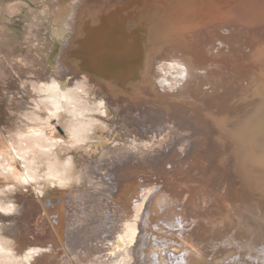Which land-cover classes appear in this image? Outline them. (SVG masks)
Instances as JSON below:
<instances>
[{"label": "bare ground", "instance_id": "6f19581e", "mask_svg": "<svg viewBox=\"0 0 264 264\" xmlns=\"http://www.w3.org/2000/svg\"><path fill=\"white\" fill-rule=\"evenodd\" d=\"M132 1L121 0V4H130L135 9L134 12H138L139 30L137 34H133L137 41L135 47L138 46L139 51L132 63L119 68V73L107 75L106 71L99 69L87 57L91 56L94 45L91 43L93 36L88 34L86 27L91 26L90 29H93L96 36L98 29L92 22L100 18V12L91 7L85 11L86 3L80 5L82 7L77 15V26L73 25V21L70 23L76 29L75 35L70 40L71 43L66 42L61 47V53L59 45H52L46 50L45 43L51 44L53 40L44 35L48 32L45 29L32 37L28 45L31 49L26 56L19 54L20 61H17L16 68L21 69V73H25L32 84L27 90L30 106L26 123L15 138L4 149H0V176L5 182L4 186H0V264H264V256L257 248V245L262 244L264 247V234L260 233L259 226H251L249 219H237L230 220L229 224L221 227L220 217L211 213L212 210L220 213L216 200L222 198L231 201L234 192L228 180L221 187L219 172L212 179L218 159L206 157L204 165L198 167V176L194 175V165L189 160L192 164L190 173L184 175L187 180L181 181L183 175L179 170L182 165L185 167L188 160L184 159L188 153L183 155L180 151L183 139L177 138L174 145H166L167 148L160 146L159 151L155 150L156 147L141 150L137 156L130 149H119L111 140L117 130L111 133V129L122 124V118L135 135L141 132L132 121L136 118L134 115L127 121L124 109L113 98L117 95L110 96L107 89L101 91V86L96 87L99 81L106 82L107 85L108 82L112 84L116 81V87L108 85L112 90L138 99V92L144 88L142 84L147 80H150V85L156 84L157 75L160 74L162 85H156L160 93H165L166 98L181 95L190 99L189 95L183 93H196V90L206 88L203 96L218 99L219 107L227 106L226 102L221 104L222 98L219 97L222 92L205 87L203 74H198L201 76L198 79L195 69L189 63L179 61L181 46L192 50V46L186 43L187 32L172 35L165 52L160 53L155 49V42L160 38L156 40L153 36L157 38V32L163 31L164 26L166 31L170 30L165 23L167 17L170 18L168 14L172 12V6L165 0H161L163 4L158 0H146L147 5H143L144 0H137V3ZM7 4L8 11L13 12L15 3L8 1ZM110 6L108 11L112 14L113 7L116 9L119 5L114 1ZM47 7L49 10L50 3ZM48 10H37L35 20L38 24H46V18L50 20ZM55 12H59L58 8ZM73 16L76 17L75 14ZM107 20L108 17L102 16L101 25H107ZM56 22L55 18L54 25ZM148 28L154 29H149V32ZM146 32L151 37L147 38ZM2 33L5 36L9 34L7 42L9 45L12 43L11 49L15 47V36L11 31ZM26 38L28 40L30 37ZM52 38L54 39L53 36ZM198 50L201 52H196L198 57H209L206 47H199ZM53 53L59 54V72L54 70L56 66H52ZM175 57H178V61H174ZM64 61L71 62L70 67L76 71L74 75L65 70ZM194 78L197 79L195 82ZM94 87L97 89L94 90ZM15 96V91H9L4 96L9 111ZM176 102L180 103L178 100ZM132 107L136 114L140 111L137 106ZM119 114L122 115L120 119H115ZM240 121L243 122V119ZM241 135L239 130L238 140L247 145L248 134L244 138ZM96 152L100 154L79 167L77 153H82L83 159L85 155ZM124 153H128L130 157H117ZM103 156L107 157L105 167L99 168L98 172L94 170L95 167H89V170L101 177L99 183L103 189H107V198L105 194L102 195L107 199V216L91 212L93 197L80 205L77 204L79 195L69 196L64 203L57 200L56 188L78 183L84 178L87 165L96 163ZM150 156L151 159L142 162ZM251 157L245 159L240 154L230 162L233 166L237 163L236 170L241 175V205L251 195L257 194L252 187V165L243 161L254 163ZM144 177H149L150 181L145 182ZM188 177L192 180L188 181ZM154 181L159 182L156 185ZM215 185L217 188H214ZM131 187L134 188L131 191V201L126 203L123 195ZM198 189L202 192L199 201L194 195ZM211 195H214L216 204L208 208L204 202ZM261 200L257 198L256 202L260 204L259 208H264ZM248 202L251 204V201ZM169 206L172 208L169 209ZM159 210L162 211L160 214ZM72 211L80 215L72 217ZM235 211L237 212L236 209ZM111 213L120 218V224L110 232L114 237L109 243L106 241L107 237L92 242V234L105 226ZM34 217H44L49 225L53 240L47 241V244L38 242L30 235L33 232L30 227L26 228L27 220ZM243 237H250V240L244 239L237 245Z\"/></svg>", "mask_w": 264, "mask_h": 264}, {"label": "rangeland", "instance_id": "374dc122", "mask_svg": "<svg viewBox=\"0 0 264 264\" xmlns=\"http://www.w3.org/2000/svg\"><path fill=\"white\" fill-rule=\"evenodd\" d=\"M8 1L15 3L11 13L6 8ZM114 1H117L119 6L116 9L113 7V13L111 14L108 10H110V5H113ZM114 1L0 0V149H4L8 142L15 138L16 134L23 129L26 123L27 110L29 111L30 106L28 102L30 101V95L27 90L31 88L32 83L30 82L31 79L25 77V73H21V69L16 68V63L18 60L20 61V53L23 56L27 55L31 49L28 47L30 40L37 33L44 32L47 29L48 32L44 35L53 41L51 44L45 43L46 50L51 48L52 45H59L61 53L63 49L61 47L66 42H70L73 35H75L76 29L70 23L73 21V25L77 26L79 9L86 3L85 11L91 7V9L100 12V18L102 16L108 17L107 25L105 26L101 25L100 18L94 20L96 24L92 22V25L98 29L96 36L93 29H90L91 26L88 25L86 27L88 34L93 36L91 43L94 45L90 53L91 56H87L88 59L99 69L106 71L107 75L119 73L121 71L119 68L124 67L123 65L126 63H132L136 59L135 55L139 49L138 46L137 48L135 47L137 41L133 33L137 34L139 30L138 12H134L135 9L130 4L127 6L124 2L121 4V0ZM158 1L163 4V1ZM165 1L172 6V12L168 14L170 18L168 16L165 23L170 30L166 31V26H164L163 31L159 30L157 32V38L153 36L156 40L160 38L157 40L158 42H155V49L159 52L161 51L160 53L165 52L168 39L172 38V35L178 36L179 32H187L186 43L192 46V50L181 46L182 48L179 49L181 51L178 53V56H181L179 61L189 63L195 69L194 73L198 79L201 77L198 74H203L205 76V87H208L209 90L215 88L218 93L222 92L219 97L222 98L221 104L226 102L227 106L219 107L218 99L203 96L206 88L196 90V93H183L184 95H189L190 99L181 95H173L172 98H166L165 93H160L156 85L158 84L159 87L162 85L160 74L157 75L156 84L150 85V80L145 81V84L141 83L144 88L138 92L140 101L137 98H130V94L112 90L108 85L116 87L118 85L116 81L112 84L108 82V85L106 82L99 81L96 87L101 86V91L107 89V94L110 96L117 95V97H112L124 109L127 121L134 115L136 118L135 120L132 119V121L138 127L139 132H141L138 135L136 134V136L133 129L128 124H125L124 118H122L123 123L119 124L115 129H111V133L117 129L112 136L115 137H111V140L116 143L119 149H130L137 156V153L141 150L144 151L156 147L155 150L159 151L158 147H166V145L168 147L169 144L172 146L177 138L183 139L180 143V151L183 155L188 153L184 157V159L188 160L185 162V167L183 168L182 165L179 170L182 172L181 175H183L181 176V178L183 177L181 181L187 180L184 175L190 173L189 169L192 164L194 165L192 168L195 170L194 175L198 176L200 173H198V167L204 165L206 157L218 159L212 179L219 172L221 187L228 180L232 191H234L232 193L234 200L228 201L222 198L216 200L214 195H211L204 204L210 208L216 204L214 201H217L220 213H214L213 210L211 213L220 217L221 227L229 224L230 220L236 221L239 219L245 221L249 219V224L253 227L259 226L260 233L264 234V208L261 206L259 208L258 205L260 204L256 202L258 198V200L262 199L261 201L264 204V0ZM49 3L50 7L48 10L47 4ZM132 3H137V0H133ZM147 4L146 0H144L143 5ZM56 8H58V13L55 12ZM39 9L43 12L48 10L50 16V20L48 18L44 19L46 22L44 25L38 24L35 20V14ZM178 17H180V20H178ZM55 18L57 22L54 25L53 20ZM149 29L152 30L154 28H148L147 30ZM2 31L4 33L11 31L12 35L15 36L16 42H13V44H16L15 47L11 49L13 45L12 43L9 45L6 39L9 34L5 36ZM149 32H146L147 38L151 37ZM27 36L30 37L28 40ZM199 47H206L210 53L209 57H198L196 52L198 54L201 53L199 52L201 49L198 50ZM155 56L159 58L157 54ZM175 58L174 61H178V57ZM58 59L59 54L53 53L52 66H56L54 69L56 72L61 70ZM70 65V61H64L65 70L73 72L74 75L76 71ZM196 80L194 78L193 82ZM96 87H94V90L97 89ZM9 91L16 92V96L10 104V111L7 109L4 99V96ZM223 91L225 92L223 93ZM101 95L103 96L104 93ZM121 98H125V100ZM176 100L180 103H177ZM132 105L137 106L136 108L140 109V113L137 112L136 114ZM121 116L119 114L115 119L119 120ZM242 119L243 122L240 121ZM239 130L242 133V138L248 134L247 145H245L246 143L242 144L241 140H238L237 132ZM244 149L246 150L244 151ZM243 151H247V154H244ZM234 153H237V155ZM238 153L239 155L242 154L245 159H249L252 156L250 159L254 160V163L243 160L252 165L250 169L251 178L254 181L252 187L257 194L251 195L250 199H248L251 204L247 200L241 205V175L237 173V163L235 166L233 164L230 165V162L232 163L234 158L239 156ZM98 154L100 152L87 154L82 159L81 156L83 154L77 153L76 158L80 164L79 167ZM117 157L128 158L130 155L124 153ZM261 158L263 159L261 160ZM148 159H151V156L141 161L145 162ZM189 160H192V164ZM106 163L107 157L103 156L96 163L87 165V169H84V178L80 179L78 183L73 186L56 188L57 200L64 203L69 196L79 195L77 204L80 205L81 202L88 200L89 197H93L91 212L96 215L105 214L107 216V189H103V186L99 183L101 177L89 170V167H95L96 169L94 170L98 172V169L104 168ZM2 178L0 176V186H4L5 183ZM103 178L106 179L107 177ZM143 179L145 182L150 181L149 177H144ZM191 180L188 177V181ZM158 182L154 181L156 185ZM214 188H217V185ZM133 189L132 187L129 188L123 195V200L126 203L131 201L130 197ZM24 192L27 193V191ZM103 194H105L106 198L102 197ZM27 195L32 197L30 193H27ZM194 195L199 201L202 196L201 190H196ZM171 208L169 206V209ZM161 212V210L158 211L159 214ZM72 213L74 212L72 211ZM76 215L80 214L74 213L71 216L74 217ZM119 224L120 218L111 213L105 226L99 232L97 230L92 234V242L107 237L106 241L109 243V240L111 241L114 237V234H110V232L115 230ZM29 227L30 231H33L32 233L30 232V235L38 242H46L47 244V241L53 240V237L50 236L49 225L44 217L30 218L27 220L26 228ZM244 239L249 241L250 237H243L242 240L237 242V245H240ZM262 246L263 244L261 246L257 245V248L260 249L261 254L264 256V247ZM254 253L256 252L254 251Z\"/></svg>", "mask_w": 264, "mask_h": 264}]
</instances>
